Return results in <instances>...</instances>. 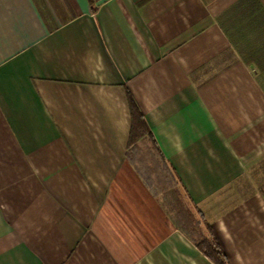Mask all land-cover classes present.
Masks as SVG:
<instances>
[{"label": "crops", "instance_id": "crops-1", "mask_svg": "<svg viewBox=\"0 0 264 264\" xmlns=\"http://www.w3.org/2000/svg\"><path fill=\"white\" fill-rule=\"evenodd\" d=\"M0 0V264H264V0ZM130 99L149 129L128 152ZM158 149V150H157Z\"/></svg>", "mask_w": 264, "mask_h": 264}, {"label": "trees", "instance_id": "trees-1", "mask_svg": "<svg viewBox=\"0 0 264 264\" xmlns=\"http://www.w3.org/2000/svg\"><path fill=\"white\" fill-rule=\"evenodd\" d=\"M96 0H88L91 9ZM132 123L128 141V152L132 147L139 149V139H149L155 146L154 139L141 118L136 105L130 99ZM158 150V149H157ZM159 200L174 225L199 249L213 264H229L216 239L213 236L210 223L192 204L187 194L182 190L179 182L172 178V182L163 185L159 192Z\"/></svg>", "mask_w": 264, "mask_h": 264}]
</instances>
